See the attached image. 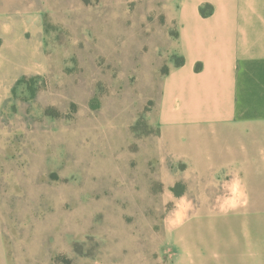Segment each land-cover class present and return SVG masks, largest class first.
<instances>
[{"label":"rangeland","instance_id":"1","mask_svg":"<svg viewBox=\"0 0 264 264\" xmlns=\"http://www.w3.org/2000/svg\"><path fill=\"white\" fill-rule=\"evenodd\" d=\"M193 10L0 0V264H225L243 193L178 107Z\"/></svg>","mask_w":264,"mask_h":264},{"label":"crops","instance_id":"2","mask_svg":"<svg viewBox=\"0 0 264 264\" xmlns=\"http://www.w3.org/2000/svg\"><path fill=\"white\" fill-rule=\"evenodd\" d=\"M193 2L178 107L208 124L210 167L243 193L226 210L225 264H264V0Z\"/></svg>","mask_w":264,"mask_h":264}]
</instances>
